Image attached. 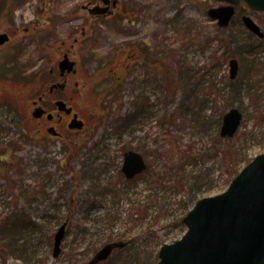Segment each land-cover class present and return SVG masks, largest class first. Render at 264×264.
Returning <instances> with one entry per match:
<instances>
[{"label": "rangeland", "instance_id": "obj_1", "mask_svg": "<svg viewBox=\"0 0 264 264\" xmlns=\"http://www.w3.org/2000/svg\"><path fill=\"white\" fill-rule=\"evenodd\" d=\"M87 1H3L0 31L11 39L0 45V72L9 78L19 44L20 65L40 76L0 81L15 98L0 103V264H85L116 240L125 243L97 264H157L160 246L185 232L182 218L194 203L225 190L264 152V37L240 17L249 12L264 32L263 11L241 2L221 27L207 13L218 0H121L135 13L117 21L90 18ZM82 27L87 32L75 41L72 32ZM133 45L134 54L117 55ZM68 47L77 71L54 95L86 118L79 131L68 129L71 115L55 123L31 117L42 70ZM111 84L101 101L95 91ZM232 107L241 123L223 137L222 117ZM51 124L58 135L46 131ZM130 149L147 166L127 179L121 165Z\"/></svg>", "mask_w": 264, "mask_h": 264}, {"label": "water", "instance_id": "obj_2", "mask_svg": "<svg viewBox=\"0 0 264 264\" xmlns=\"http://www.w3.org/2000/svg\"><path fill=\"white\" fill-rule=\"evenodd\" d=\"M107 2L108 0H104ZM227 2L209 7L207 12L218 25L226 26L234 14V5L240 0H221ZM249 7L264 11V0H244ZM98 6L97 8H99ZM106 7H101V13ZM245 26L259 36L263 32L253 19L242 15ZM8 39L6 33H0V44ZM75 61L64 54L59 60L60 74L74 72ZM236 58L229 60L230 77L236 75ZM63 87L56 83L52 87ZM60 110L70 112L63 101L56 102ZM45 110L36 106L32 115L40 117ZM51 117V114H48ZM241 113L231 108L223 116L220 133L231 136L237 129ZM83 121L74 113L70 127L81 128ZM55 133L53 127L48 128ZM146 164L140 153L129 150L124 153L121 170L127 178L140 173ZM186 232L170 243H164L158 252L157 264H264V152L257 154L232 179L227 189L221 193L198 199L183 217ZM66 222H63L54 236L53 255L60 252V243L64 236ZM124 245L123 241L104 244L87 262L95 264L106 259L113 248Z\"/></svg>", "mask_w": 264, "mask_h": 264}, {"label": "flooded vegetation", "instance_id": "obj_3", "mask_svg": "<svg viewBox=\"0 0 264 264\" xmlns=\"http://www.w3.org/2000/svg\"><path fill=\"white\" fill-rule=\"evenodd\" d=\"M81 5H82V8L88 13V15L90 16V18H95V19H99V18H103V17H107V16H111V17L114 16L115 20L117 21V20H121L122 17H124V16H122V14H129L130 12H132L133 14L135 13V9L132 7V5L127 6V3H124L121 0H109L107 3L102 2V0H88L86 3H83ZM98 5H103V6L107 5V8L105 9V11H104L103 14H101V6L99 8H97ZM0 32H6L9 35V38L11 39V36H10V34L7 31L2 30ZM86 32H87L86 31V28L85 27H82V29L80 31L73 30L72 36H73L74 40L76 41V40L82 38L86 34ZM63 51H67L68 54H70L71 53V48L68 47V48H66ZM25 67H26V70L28 72L34 73V79H35L36 75H39L40 76V73L35 72V71L32 72L30 69H28V68H30V65L29 64L25 65ZM55 67H56V69H55ZM48 71H49V73L52 76H55V78H52V80L50 79L49 81L51 83L57 82L59 80V78H58V74L59 73L57 72V62L56 63H53V65H51L48 68ZM0 74H1L0 75V81H3V82L5 81L6 82L7 79H8V78L5 77L6 76V73H3L2 74L0 72ZM68 74L64 75L63 78H62V80L64 82V88L68 85V79H69L68 77L69 76H72V75H68ZM87 87H88V85H87ZM6 89L7 88H6L5 83H3L2 85H0V103H3V104L5 103V101H2L1 100V97L2 96H5L6 93L5 94H3V93L6 91ZM41 89H42V86H41L40 82H38V85L36 86V91H38L39 93H38L37 96H35L36 97V100L41 101L40 103L42 105L46 106V108L49 109V110L51 109V112L54 113L53 119H50L49 120L50 123L58 122L59 119L61 117H63V113L56 111V107H55V101H56V99L59 98V96H58L59 93L56 94V95H54V92H56V91L55 90H52V91H48L47 92L48 95L44 93V96H43V95H41ZM59 89H61V88H59ZM62 90H60V91H62ZM36 91H34V93ZM6 98L8 99V97H6ZM6 98H3V99L5 100ZM36 100H34V101H36ZM72 107H74V105H72ZM41 120L42 119H39V122H41ZM46 122H47V120H46Z\"/></svg>", "mask_w": 264, "mask_h": 264}, {"label": "trees", "instance_id": "obj_4", "mask_svg": "<svg viewBox=\"0 0 264 264\" xmlns=\"http://www.w3.org/2000/svg\"><path fill=\"white\" fill-rule=\"evenodd\" d=\"M3 1L4 0H1L0 1V13L3 12L4 10V4H3ZM129 51H132L133 53V49H129L128 52H127V55H130ZM25 70V69H24ZM22 69V66H20V63L18 61V55H14L13 56V60L11 61V63L9 64V67L7 69V73L9 75V80H21L23 81L24 83H26L27 81H29V79H34V73H31V72H27L25 73ZM44 75H41V86H42V89H41V92L44 90V85L52 78H54V76H52L49 72H43ZM6 77V76H5ZM13 83V82H12ZM109 87H106L104 89L101 90V95L103 93H106V91H108ZM95 93H98V91H96ZM102 99V97H101ZM10 100V99H9ZM12 101L14 99H11ZM10 100V102H11Z\"/></svg>", "mask_w": 264, "mask_h": 264}]
</instances>
